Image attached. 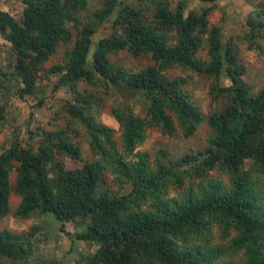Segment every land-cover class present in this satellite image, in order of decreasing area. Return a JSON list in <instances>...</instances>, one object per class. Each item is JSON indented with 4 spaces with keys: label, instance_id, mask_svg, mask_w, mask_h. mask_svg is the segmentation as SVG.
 <instances>
[{
    "label": "trees",
    "instance_id": "1",
    "mask_svg": "<svg viewBox=\"0 0 264 264\" xmlns=\"http://www.w3.org/2000/svg\"><path fill=\"white\" fill-rule=\"evenodd\" d=\"M19 1L17 18L0 11V38L12 56L8 68H0V89L13 81L22 98L35 92L40 72L56 76L52 91L69 89L72 101L64 112L85 129L94 158L65 168L64 159L81 160L66 129L40 132L34 148L12 141L0 152V218L8 214L14 170L19 202L12 216L50 215L60 230L67 223L81 227L77 238L94 250L77 264H264V86L249 91L233 47L208 22L213 5L185 11L183 0H99V8L82 21L78 13L86 10V0ZM263 19L264 3L245 21L243 40L250 50L264 39ZM104 23L108 34L92 41ZM60 44L63 63L43 71ZM202 50L205 60L198 56ZM120 51L151 64L135 71L113 65L109 56ZM177 69L206 79L211 100L225 101L223 107L204 116L185 93L184 77L172 75ZM221 79L228 84L220 85ZM97 89L145 102L142 117L126 106L111 109L119 144L113 130L96 121L102 101ZM204 122L208 134L201 150L176 159L164 148L152 159L135 150L149 128L166 138H188ZM211 171L224 174L226 183ZM105 173L129 191L101 190ZM36 231L1 229L0 264H29Z\"/></svg>",
    "mask_w": 264,
    "mask_h": 264
},
{
    "label": "rangeland",
    "instance_id": "2",
    "mask_svg": "<svg viewBox=\"0 0 264 264\" xmlns=\"http://www.w3.org/2000/svg\"><path fill=\"white\" fill-rule=\"evenodd\" d=\"M87 7L83 12L78 13L82 21H86L94 9L99 8V0H86ZM124 4H134L135 0H121ZM174 5L176 1L170 0ZM186 3L185 11L198 10L200 5H213L208 14L210 25H217L220 30V39L222 43H228L233 47L239 61L243 65V81L248 85L249 91L255 93L259 87L264 86V39H258V48L250 50L246 47L243 40L245 33V21L248 17L253 18L255 9L258 5L264 3V0H214L212 3H202L198 0H183ZM22 10V4L19 0H0V11L7 12L13 18H17ZM264 21V19H263ZM109 32L107 23L102 24L92 37L96 38L106 36ZM64 45H59L55 53L50 56L42 65L43 71L51 66L62 64L64 61ZM200 59L205 60L204 50L199 51ZM12 60L9 45L0 38V68H8L7 65ZM113 65L130 68L135 71L151 64L146 57L133 58L126 52L120 51L109 56ZM172 75L184 77L186 83L183 87L185 93L198 106L204 116L212 112H218L225 101L211 100L208 94L209 83L206 79L195 74L181 70H173ZM56 76L45 72H40L38 80L35 83V92L32 95H26L18 98L15 93L17 84L13 81H6L0 89V106L3 113L0 116V152L8 148L14 140L22 147H35L37 143V134L46 131H56L66 129L67 134L79 147L81 160L72 162L64 159L63 163L66 169L80 167L84 162L93 161V156L88 145V137L83 126L75 120H72L65 112L64 105L72 101V95L69 89L61 87L57 91H52V85L56 81ZM225 79L220 80V85H227ZM100 89L95 92L102 97L101 105L97 108L96 121L113 130L112 138L119 144V128L111 116L112 108L129 107L132 112L140 117L143 116L145 102L136 96H129L122 93L116 94L109 92L101 95ZM41 99L42 103L39 104ZM208 134L205 122L202 123L196 132L183 138L176 133L172 138L162 136L156 129L149 128L146 131V138L143 143L135 150L144 151L149 154L150 159L156 155L158 148H164L167 155L172 159L180 155L201 150L205 146V140ZM213 177L219 178L226 183V176L222 173L210 172ZM16 178V172L12 170L9 174L10 193L8 196V214L0 218V230L6 229L12 233L27 232L30 226H36L37 231L30 240L31 258L29 264H43L48 260L58 261L59 264H77L80 257L90 254L94 250V245L86 243L77 238L81 232V227L67 223L62 229L59 224L52 219L50 215H36L28 220L14 218L12 213L16 208L19 197L13 192L12 186ZM262 186L263 180L259 178ZM99 187L103 191L121 195L129 191L128 185H120L109 173L103 174ZM217 236V232L214 231ZM233 262L237 257L231 258ZM5 264H15L13 262L2 260Z\"/></svg>",
    "mask_w": 264,
    "mask_h": 264
}]
</instances>
